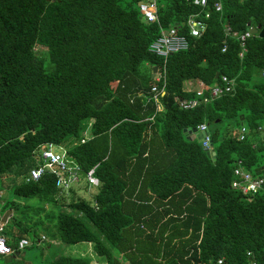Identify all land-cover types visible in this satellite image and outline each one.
Wrapping results in <instances>:
<instances>
[{
  "label": "trees",
  "instance_id": "obj_1",
  "mask_svg": "<svg viewBox=\"0 0 264 264\" xmlns=\"http://www.w3.org/2000/svg\"><path fill=\"white\" fill-rule=\"evenodd\" d=\"M142 1L0 0V189L10 183L0 217L11 211L4 241L14 249L29 238L31 247L39 226L63 245L90 244L103 264H248L247 253L264 264V184L250 200L230 188L236 161L264 179V39L237 38L264 29V0H155L157 21L148 24ZM193 15L204 24L197 37L186 27ZM168 27L187 48L163 63L148 47ZM163 65L155 112L144 93L152 67ZM221 76L231 92L178 107L196 98L184 83H201L207 95ZM200 124L210 151L182 133ZM48 143L65 147L82 171L96 166L92 205L71 190L64 204L50 176L23 181L32 152ZM89 262L59 256L46 264Z\"/></svg>",
  "mask_w": 264,
  "mask_h": 264
},
{
  "label": "built area",
  "instance_id": "obj_2",
  "mask_svg": "<svg viewBox=\"0 0 264 264\" xmlns=\"http://www.w3.org/2000/svg\"><path fill=\"white\" fill-rule=\"evenodd\" d=\"M206 0H192L193 6L203 7ZM215 11H219V5H213ZM138 14L143 23H153L157 21L156 18V3L155 0H143L137 6ZM205 18L207 15L204 16ZM186 27L188 33L192 37H197L204 29V24L198 19L196 15L190 16L186 21ZM228 34V30H226ZM235 36V33L231 34ZM251 35L248 33V29L237 38L242 42L245 38H249ZM242 46V44H241ZM187 48L186 40L183 36L179 35L175 27H168L166 29H160L158 37H156L149 45L148 52L156 57L162 59L163 63L166 58L173 53L184 51ZM225 46H223V51ZM164 65L160 70L156 69L153 75V85L149 90L144 93L146 102H151L154 106L155 112H159L161 104L159 98L163 95V88L165 84L164 78ZM260 77L264 79V71L260 73ZM160 84L159 86H157ZM191 90V89H189ZM232 90V81L228 80L225 76L220 77V84L213 85L208 89L207 95L203 94V86L197 82V87L193 89L195 99L191 100H177V105L180 109L186 110L197 106L199 103H207L223 94L229 93ZM142 94H138L141 96ZM150 120V119H146ZM196 133H202L200 138V144L203 150L210 151L209 146V134L205 124H200L196 128ZM258 131L264 133V127L257 128ZM87 129L81 134L78 141L79 144L85 142L89 136H86ZM246 130L241 126L238 130V139L242 141L245 137ZM34 159V167L28 170V172L22 177L25 183L37 182L42 176H50L53 178L54 187L57 191V197L66 195L74 184H78L81 179L86 183L83 190H87L89 187L97 188L99 186L98 179L94 176V170L96 166L91 167L85 172V176L82 178L78 171H82L76 164L72 163L67 155L66 148L51 143L44 144L32 152ZM233 180L230 183V188L238 191L241 195L247 197L250 200V196L256 192L262 190L264 179L260 177H253L249 172L244 170L240 161L235 162V166L232 170ZM86 188V189H85ZM3 224L0 223V258L5 256L13 257L15 254H19L26 247L30 246L31 242L27 239H20L17 241L14 249H11L6 245L4 241ZM43 237L36 241V244H40ZM248 264H255L250 259ZM220 264V261L217 262Z\"/></svg>",
  "mask_w": 264,
  "mask_h": 264
},
{
  "label": "rangeland",
  "instance_id": "obj_3",
  "mask_svg": "<svg viewBox=\"0 0 264 264\" xmlns=\"http://www.w3.org/2000/svg\"><path fill=\"white\" fill-rule=\"evenodd\" d=\"M114 86V85H112ZM184 86V85H183ZM88 129V128H87ZM88 130L86 133V136H88ZM3 189H0V204L3 203L5 200H9L10 194L9 192H6L8 187L10 186V183L8 180L4 181L3 180ZM86 183L83 179L80 180L78 184H74L71 188V191L73 192V198L75 199H82L89 205L93 204V197L96 193L95 187H89L87 190H83L85 187ZM70 192H68L66 195H62L58 198H61V201L64 202V204H67L70 200ZM15 202H20L22 201L19 200H14ZM30 203H37L35 200L29 201ZM38 204V203H37ZM45 212L48 213V206H44ZM65 211H68L67 209H64ZM46 214V213H45ZM43 213H40L39 216L43 217ZM4 225V224H3ZM49 223L44 221L43 227L46 229H50L48 227ZM9 227H3V230L6 231L8 230ZM37 236V239L39 240L40 238L43 237V240L40 242V245H32L31 247H26L24 249V256L23 257H16L13 258L12 264H46L47 261H51L55 259L56 257L59 256H65V257H71V258H79V257H85L89 259V264H103L104 263V258L102 257H97L94 255L92 251V247L89 244L85 243H79L76 245L72 246H66L63 245L56 239L54 236H51L49 234H46L45 232L42 231V229L39 226H36L33 230ZM29 240V238H28ZM30 241V240H29ZM31 245V244H30ZM41 247L42 250H40V254L38 255V250ZM89 251V253H88ZM2 261V258H0Z\"/></svg>",
  "mask_w": 264,
  "mask_h": 264
},
{
  "label": "water",
  "instance_id": "obj_4",
  "mask_svg": "<svg viewBox=\"0 0 264 264\" xmlns=\"http://www.w3.org/2000/svg\"><path fill=\"white\" fill-rule=\"evenodd\" d=\"M141 22H143L142 19H140ZM248 33L254 37L256 36L257 38H262L264 39V29H260L258 26L257 27H249L248 28ZM156 68L152 67L151 69V73H150V79L153 78V75L155 74ZM218 74L214 75V78H217ZM183 135L188 137V138H193V136L195 135L199 140L201 138V136L203 135L202 133H196V129L192 128V129H185L182 131ZM210 156L212 157V160L214 159V153L211 152ZM78 173L80 174V176L83 178L85 176V172L84 171H78ZM86 189V188H85ZM11 211L7 210L5 211L2 216L0 217V223L5 224L7 222L8 217L10 216ZM2 236L4 237V235L2 234ZM23 257L24 253L21 254H15L13 257ZM13 260V258L11 256H5L2 258V262L4 264L10 263Z\"/></svg>",
  "mask_w": 264,
  "mask_h": 264
},
{
  "label": "crops",
  "instance_id": "obj_5",
  "mask_svg": "<svg viewBox=\"0 0 264 264\" xmlns=\"http://www.w3.org/2000/svg\"><path fill=\"white\" fill-rule=\"evenodd\" d=\"M197 87V83H190V82H187V83H184V89L185 90H189V89H191V90H193V89H195ZM2 216V215H1ZM87 244V243H86ZM90 245V244H89ZM88 253H89V251H88Z\"/></svg>",
  "mask_w": 264,
  "mask_h": 264
}]
</instances>
